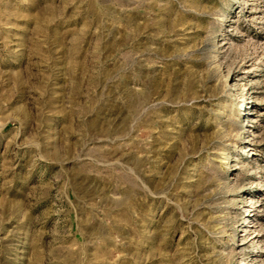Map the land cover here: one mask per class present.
Masks as SVG:
<instances>
[{
  "label": "rangeland",
  "instance_id": "1",
  "mask_svg": "<svg viewBox=\"0 0 264 264\" xmlns=\"http://www.w3.org/2000/svg\"><path fill=\"white\" fill-rule=\"evenodd\" d=\"M0 264H264V0H0Z\"/></svg>",
  "mask_w": 264,
  "mask_h": 264
},
{
  "label": "bare ground",
  "instance_id": "2",
  "mask_svg": "<svg viewBox=\"0 0 264 264\" xmlns=\"http://www.w3.org/2000/svg\"><path fill=\"white\" fill-rule=\"evenodd\" d=\"M252 215V213H250V215L249 216H251Z\"/></svg>",
  "mask_w": 264,
  "mask_h": 264
}]
</instances>
